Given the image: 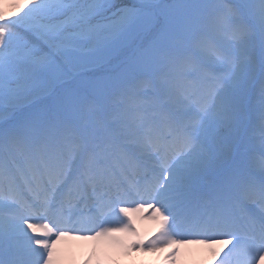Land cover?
Returning <instances> with one entry per match:
<instances>
[{
  "label": "snow or ice",
  "instance_id": "6c2138e0",
  "mask_svg": "<svg viewBox=\"0 0 264 264\" xmlns=\"http://www.w3.org/2000/svg\"><path fill=\"white\" fill-rule=\"evenodd\" d=\"M21 12L0 13V264L135 232L145 205L162 230L134 248L219 243L212 264H264V0Z\"/></svg>",
  "mask_w": 264,
  "mask_h": 264
},
{
  "label": "bare ground",
  "instance_id": "6f19581e",
  "mask_svg": "<svg viewBox=\"0 0 264 264\" xmlns=\"http://www.w3.org/2000/svg\"><path fill=\"white\" fill-rule=\"evenodd\" d=\"M125 207H131V205ZM142 214L145 215L141 217ZM129 216L137 225L135 232L114 231L98 237L94 233L74 234L60 238L54 244L53 264H131L134 260L141 261L142 264L150 260L156 261L157 264H210L213 250L221 246L219 243L208 245L193 240L183 244L160 245L153 252L144 249L139 258L137 251L135 254L132 253L133 245L140 241L147 243L155 239L162 230L161 222L152 207L148 205L139 212L130 211ZM112 219H115L113 220L115 222L109 226L119 227V224H115L119 223V219L117 217ZM30 222L37 226L36 234L42 233L43 229L40 225L47 223L39 219ZM138 249L143 248H136ZM177 249L178 254L172 256L171 253Z\"/></svg>",
  "mask_w": 264,
  "mask_h": 264
},
{
  "label": "rangeland",
  "instance_id": "374dc122",
  "mask_svg": "<svg viewBox=\"0 0 264 264\" xmlns=\"http://www.w3.org/2000/svg\"><path fill=\"white\" fill-rule=\"evenodd\" d=\"M125 2L127 3V0H121V6H124ZM28 4L29 0H0V13H3L5 17H16L22 14L21 9L25 8ZM256 136H259L258 132L256 133ZM255 143L258 147L259 139H257Z\"/></svg>",
  "mask_w": 264,
  "mask_h": 264
}]
</instances>
